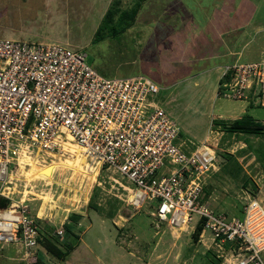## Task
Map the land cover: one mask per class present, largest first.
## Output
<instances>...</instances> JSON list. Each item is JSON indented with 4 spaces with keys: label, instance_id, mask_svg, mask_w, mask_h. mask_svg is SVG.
Instances as JSON below:
<instances>
[{
    "label": "rangeland",
    "instance_id": "1",
    "mask_svg": "<svg viewBox=\"0 0 264 264\" xmlns=\"http://www.w3.org/2000/svg\"><path fill=\"white\" fill-rule=\"evenodd\" d=\"M117 1L121 11L129 10L135 2L48 0L45 5L44 0H0V40L9 39L14 30L12 22L28 15L34 20L29 27L42 35L35 42L85 52L87 63L106 78L148 76L161 89L155 101L181 128L175 144L186 152L204 143L216 151L217 170L205 185L209 207L217 213L242 217L244 204L250 198L264 203V134L224 132L222 126L215 125L213 117L226 115L225 110L236 100H211L219 87L216 74L211 75L213 83L208 90L203 79L209 75L192 78L201 70L199 53L214 45L209 43L214 38V25L220 29L233 14L228 11L229 0H147L149 10L159 4L156 13L160 18L165 13L162 5L169 8L176 2L187 4L192 22L190 29L186 28L188 35L178 33L175 39L165 18H151L153 21L147 25L136 23L123 34L106 35L103 41L93 43L106 11ZM236 4L238 9L240 4L243 7L241 19L250 36L244 38L238 56L231 61L264 60V0H236ZM140 22L145 23L144 15ZM139 28L151 34L153 43L141 44ZM185 77L189 79L177 83V79ZM255 105L248 112L256 113L254 119L263 123L264 106ZM24 155L19 164L9 166V183L3 189L10 192L14 203L27 200L41 237L50 236L64 247L66 241L71 242L75 248L66 259L58 260L40 243L27 252L23 245L10 242L0 246V264H35L37 257L45 264H234L232 249L213 243L209 231L196 240L193 234L178 232L166 224L157 228L152 215L156 204L145 201L138 207L128 190L135 188L133 182L106 167L99 169L74 144L53 154H27L29 158ZM77 158H83L85 164L82 174L64 163ZM35 161L41 168L50 169L39 179L30 180L29 164ZM73 214L79 215L75 223L70 221ZM68 226L78 238L66 237ZM262 256L264 259V252Z\"/></svg>",
    "mask_w": 264,
    "mask_h": 264
},
{
    "label": "built area",
    "instance_id": "2",
    "mask_svg": "<svg viewBox=\"0 0 264 264\" xmlns=\"http://www.w3.org/2000/svg\"><path fill=\"white\" fill-rule=\"evenodd\" d=\"M160 91L144 75H100L81 50L0 40V198L10 201L0 208V246L16 242L29 252L40 238L27 200L14 203L3 189L9 166L71 142L97 167L133 182L128 190L138 207L155 203L157 228L193 234L201 224V237L209 231L213 243L228 245L234 264H264V203L250 198L242 217L209 207L205 185L217 170L216 151L175 144L181 128L155 101ZM218 96L264 106V60L226 66Z\"/></svg>",
    "mask_w": 264,
    "mask_h": 264
},
{
    "label": "crops",
    "instance_id": "3",
    "mask_svg": "<svg viewBox=\"0 0 264 264\" xmlns=\"http://www.w3.org/2000/svg\"><path fill=\"white\" fill-rule=\"evenodd\" d=\"M47 1L44 0L45 5ZM147 4H148V1L144 3L142 9L140 10L136 23L147 25L150 21H153L151 18H153L154 21H158L159 19L162 20L163 18H165L166 19L165 23L172 28L171 34L175 37V39L178 33H181L183 35L184 34L188 35L187 33L188 30H186V28L188 27L190 29V27L192 26L191 25L192 22H190V14L188 10H186L187 4L185 5V3L176 2V4H172V5L169 4V8L166 5H162L165 13L163 14V17L161 18L156 13V11L158 10L157 7L159 6V4L155 3L156 7L155 8L153 7L152 10L151 9L149 10L147 8ZM46 7L44 9H47ZM227 7L230 8L228 9V11H230V14H232V11H233V14L229 15L228 19L222 22V27L220 29H218V25L216 24L214 25L216 28L215 33H214V38L209 41V43L212 42L214 43V45L212 47H208L207 49L205 47V52L199 53L201 58L198 59V62H199L198 67L201 70L199 73L194 74L192 76V78H194L201 74L203 75L205 74V76L209 75L206 79H203L204 85L207 86V90L209 88L208 86L212 87L213 82L210 77H212L211 75L213 74H216L217 81L219 82V85H220V82L224 76L226 66L234 63L231 60L234 57L238 56L240 49L243 47L244 38L247 36H250L249 35L250 31L248 30V27L243 24V21L241 19V15L243 12V7L241 6V4L238 9L236 0H229V5ZM167 11H170V12H167ZM237 12H239V15L237 14ZM143 15H144L145 23L140 22ZM32 21H34L32 20V17L27 15V17H23V16H21V18L19 17V21H17L16 23L14 22L15 24L12 22V27H14V30L10 33L9 39L18 40V41H28V42L38 41V39L42 35L41 33L35 32L32 28L29 27L30 23L32 24ZM165 23L163 24L164 26L166 25ZM138 32H139V41L141 42V44L143 43L144 45H147L148 43L149 44L153 43V41H151V38H150L151 34L147 33V30H145L144 28L142 29L139 28ZM263 52H264V43H263ZM191 57H188V58H191ZM187 78L188 77L179 78L177 79L179 80L177 83H180V82L182 83L189 79ZM195 84L198 85V82H195ZM218 89L219 87H217L216 93L211 95V100L213 102L215 101L217 97H219ZM213 102H212V105L214 104ZM255 106H256L255 104L235 101V105L232 106L233 108L231 107L232 109L229 108L225 110L226 115H220V117H218L217 119L214 116L213 119L234 121L244 115H250L253 118H255L256 116H258L256 113L254 115H251L248 112L249 107H255ZM206 140H208V137L206 138ZM5 250H6L5 252H7V249ZM8 251L12 252L11 249Z\"/></svg>",
    "mask_w": 264,
    "mask_h": 264
},
{
    "label": "trees",
    "instance_id": "4",
    "mask_svg": "<svg viewBox=\"0 0 264 264\" xmlns=\"http://www.w3.org/2000/svg\"><path fill=\"white\" fill-rule=\"evenodd\" d=\"M146 1L147 0H135L134 5L129 10L125 11H121L119 9V1L114 2L106 11L102 22L95 33L93 43H99L103 41L106 38V35L117 36L118 34H123L129 28L134 26L137 21L138 14ZM215 125L222 126L223 131L229 134H264V123L255 120L250 115L241 116L234 121L215 120ZM9 204V200L0 198V208H5ZM78 217V214H73L72 216H70V221L72 223H75ZM202 230L203 227L201 224H199L193 232V235L196 240H199V237L202 234ZM65 232L66 237L74 236L75 238H78L77 234L74 233L71 226H68ZM39 243L50 255H52L58 260L66 259L69 253L75 248V244L71 242L69 243L67 241L64 247L50 236H40ZM34 263L45 264L38 257L36 258V261H34Z\"/></svg>",
    "mask_w": 264,
    "mask_h": 264
},
{
    "label": "bare ground",
    "instance_id": "5",
    "mask_svg": "<svg viewBox=\"0 0 264 264\" xmlns=\"http://www.w3.org/2000/svg\"><path fill=\"white\" fill-rule=\"evenodd\" d=\"M70 141H71V139H70ZM68 147H70V146H72L73 144L71 143V142H69L68 144H66ZM74 146H76V145H74ZM77 148H79L78 146H76ZM71 149V148H70ZM74 149V148H73ZM73 152V151H72ZM24 158H29V157H27V154L26 155H24ZM23 158V159H24ZM30 162V161H29ZM64 163H67L69 166H72V167H76L75 169L76 170H78L79 172H81V174H82V172H83V169H84V166H85V164H84V161H83V158H82V160H80V159H76L75 161H72V160H70V159H68V160H66V162H64ZM29 165H31L32 166V169H31V172L28 174V179H30V180H35V179H39V177L45 172V171H48L49 169H50V167H40L39 166V164L35 161V162H33V163H31V164H29ZM78 168V169H77ZM100 169V168H99ZM78 172V173H79ZM94 172H96V171H94ZM76 174V173H75ZM84 174H86V175H84V176H86V178L88 177V175H87V173H85L84 172ZM76 176V175H75ZM93 178V177H92ZM66 210V209H65Z\"/></svg>",
    "mask_w": 264,
    "mask_h": 264
}]
</instances>
